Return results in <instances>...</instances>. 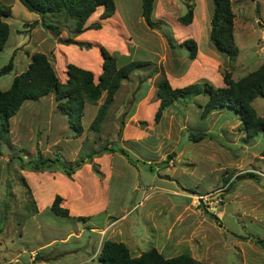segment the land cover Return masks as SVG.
<instances>
[{"label":"rangeland","instance_id":"obj_1","mask_svg":"<svg viewBox=\"0 0 264 264\" xmlns=\"http://www.w3.org/2000/svg\"><path fill=\"white\" fill-rule=\"evenodd\" d=\"M1 1L11 8V14L5 18L10 31L0 51V69L10 58L13 68L0 75V90L8 89L13 77L20 69H25V56L30 52H46L58 79L64 81L61 66L52 58L53 50L46 39L55 36L41 25L39 15L29 11L19 0ZM141 2L115 0L114 14L105 19L100 18L102 7L97 8L87 24L99 22L101 27L83 32V42L91 44L88 49L83 47V67L96 58L102 62L101 46L116 58L118 66L133 60L152 64L133 71L129 79L122 81L98 132L89 127V116L93 114L92 111L89 115V108L93 104L86 103L82 134L74 136L70 129L66 131L68 143L58 155L70 157L72 148H77L74 160L85 158L93 162L94 155L106 153L102 149L111 146H119L128 154L129 159L121 154L113 159L106 212L112 218H107V226L100 229L102 233L94 239V244L99 246L102 240L111 239L115 230L122 234L133 256L155 247L165 257L189 253L203 264H264V250L252 238L264 235L263 135H257L250 143L244 142L239 121L230 110L214 111L202 117L200 105L207 99L203 95L175 102L163 112L158 123L153 121L156 82L161 74L172 87L198 81L222 86L225 72H230L232 79L237 80L264 62L260 51L264 36V0H231L233 34L238 48V54L233 58L219 53L209 40L210 17L203 21L201 7L206 4L204 11L207 10L208 15L209 10L211 15V0H155L152 16L163 20L167 32L174 38V49L168 46L160 30L145 24ZM188 4L195 6V18L190 24L183 25L177 19L186 12ZM51 20L58 22L63 38L70 36L71 20L60 16ZM188 38L197 43L194 60H190L186 48L179 45ZM87 68L92 70L97 81L100 66L98 71L96 66ZM103 99L104 93L98 104ZM256 99L262 102L260 97ZM257 101L254 103L256 108ZM54 104L52 93L38 101H25L10 118L8 131L2 138L0 264H12L16 251H23L27 262L29 252H37L32 257L36 261L40 259V247L48 245L54 238L68 239L65 243L53 242V246L59 245V248H78L84 239H77L78 232L75 231L83 227V222L79 221L76 227L68 218L54 214L49 208L38 211L34 202L37 199L28 190V176H35L39 171L29 165L37 155L36 149L50 157L51 140L61 135L59 127L65 117L60 116ZM137 104H142L139 117L135 119L139 128L131 126L130 133L139 134L141 129L148 133L143 140L125 142L117 136L118 128ZM258 114L262 115L259 111ZM144 120L149 121V126ZM186 131L202 132L206 137L197 142L188 137L177 151ZM92 167L103 177L99 164H92ZM246 172L256 174L258 181L241 177ZM190 189L195 193H190ZM218 192L217 197H210ZM134 205L128 215L134 223L128 221L125 227L114 229L113 217ZM206 212H212L218 219ZM104 217L92 220L89 228H95L94 225L98 228ZM130 222L135 224L136 230L130 229ZM129 234L138 235L137 239ZM56 252L53 251V255Z\"/></svg>","mask_w":264,"mask_h":264},{"label":"trees","instance_id":"obj_2","mask_svg":"<svg viewBox=\"0 0 264 264\" xmlns=\"http://www.w3.org/2000/svg\"><path fill=\"white\" fill-rule=\"evenodd\" d=\"M29 11L37 13L41 25L52 32L58 42L64 44H75L81 48H90L89 42L75 40V37L90 28L99 29V22L87 24L89 17L102 7L100 18L110 17L115 12V0H19ZM213 9L210 18L209 40L215 49L233 58L238 54V48L234 40V13L231 0H211ZM256 1V0H253ZM258 1V0H257ZM155 0H142L141 16L145 24L152 29L160 30L168 46L175 48L174 38L167 32V26L162 19H154L152 16ZM11 14V8L0 0V51L9 36V25L5 18ZM63 17L71 20L70 36L63 38L57 21L52 17ZM194 17V6L188 4L186 12L178 17V22L188 25ZM164 24V26H163ZM184 46L188 52V58L194 60L197 54V43L193 38L185 39L179 44ZM102 55V70L97 81L93 72L75 64H67V78L61 82L48 58L43 52H34L30 55L27 68L16 74L11 85L6 90H0V145L4 134L8 131L9 120L20 109L25 101H37L48 94L54 95L58 111L66 117L68 128L74 136L82 134L81 120L85 103L98 105L97 112L89 127L98 132L108 109L110 108L116 91L122 81L129 79L131 73L140 68L152 64L150 61H129L118 66L116 58L104 47H100ZM13 68L12 58L0 69V75L6 74ZM157 73L156 70H154ZM223 85L214 86L207 81L192 82L182 87H172L165 75L161 74L156 82V96L159 101L158 107L153 115L154 123H158L165 110L174 105L175 102L185 101L197 96H206V101L201 106V116L206 117L214 111L230 110L238 118L239 129L244 133L246 140H253L257 135L264 137V116H259L252 102L257 97L264 96V62L255 70L245 74L237 80L232 79L230 72H225L222 77ZM104 93L102 103L98 100ZM122 121L120 122L117 136L122 134ZM206 137L202 132H189L192 142L200 141ZM102 152H117L128 158L127 152L119 146L104 147ZM36 157L29 162L32 168L37 170L58 168L68 176L85 162V158H78L72 162L64 161L57 155L53 158L46 157L36 149ZM264 156V149L262 151ZM131 164L133 161L128 160ZM139 160H136L138 162ZM145 163V162H143ZM149 165V164H148ZM150 169H152V166ZM94 171L99 174L98 169ZM241 177H249L258 181V176L253 172H246ZM229 177L228 179H230ZM228 181V180H227ZM228 183V182H226ZM27 184V182H26ZM28 187V184H27ZM29 193H31L28 188ZM190 193H195L190 189ZM62 197L56 195L49 209L56 215L71 218L68 209L61 205ZM213 219H218L212 212H206ZM100 218L78 217L77 220L87 222ZM74 219V218H72ZM90 219V220H89ZM246 240L247 236H240ZM254 242L264 249V235L252 237ZM99 264H203L188 253H180L172 257H165L155 247L141 252L138 256L130 253L128 246L122 241L106 239L102 242L98 253Z\"/></svg>","mask_w":264,"mask_h":264},{"label":"crops","instance_id":"obj_3","mask_svg":"<svg viewBox=\"0 0 264 264\" xmlns=\"http://www.w3.org/2000/svg\"><path fill=\"white\" fill-rule=\"evenodd\" d=\"M205 6L206 4L201 7V9L203 8L202 9L203 11L201 13L203 21H206V19L208 20L209 17L211 18V15H209V10H208V15H207V10L204 11ZM194 18H195V6H194L193 20ZM46 39L49 40V45H50L49 47H51L50 49L53 50L52 58H54L56 60V63L59 66H61V72H62L61 75L64 76V81L67 78L66 69H67V64L69 63L75 64L79 67L86 68V69H89L87 68L89 66H96L97 71H98V67L100 66V71L97 74V78H98L102 70V62L99 61L98 58L94 59V61L90 60V64L88 66L86 64V66L83 67V48L75 44H64V43L58 42L56 38H53V37L51 38V36L47 37ZM75 40L83 42V32L78 34L75 37ZM43 53L47 55L46 52H43ZM31 54L32 52H30L29 55L25 56L27 58V63H26L27 65L30 62ZM27 65L25 66V69L27 68ZM25 69H20V72L24 71ZM64 81H61V82H64ZM185 83L183 86L187 85V83L189 84L190 82H187L186 84ZM114 99H115V95H114ZM260 99L262 102L260 101L258 102L257 99L255 98L252 102V105L257 114H258V111L260 112V114H262V115L258 114L259 116H264V96L260 97ZM256 101L258 105L257 108L255 107L256 105H254ZM158 104H159V101L157 99L155 101L154 112L156 111ZM259 104L261 106H259ZM141 105L137 104L136 108L129 112L128 117L127 118L125 117L124 120H122L123 126H122L121 138L125 142L131 141V140L133 141L143 140L144 135L148 133L145 129H141L139 134L131 135L130 133L131 126L139 128L138 125H135V122H136L135 119L136 117H139V114H140L139 110H140ZM85 107L87 109V106L84 105V109ZM92 107H94V105H91V108H89V115H91L93 111L92 116L91 117L89 116V119L91 121L97 112L98 106L94 107L96 108L94 110L92 109ZM54 108L56 109V105L54 106ZM84 109H83V116H84ZM167 110H165L164 113ZM61 115L62 114H60V116ZM62 116L65 117L64 115ZM83 116H82V120H83ZM62 121H63V125L59 127L60 129L59 132L61 133L62 136L61 135L60 137L57 136L56 139H54L53 141L51 140L50 147H52L53 150L50 151V158H53L55 155L58 156L59 154H62L65 144L68 143V138H66L65 136V132L69 131L66 117H65V121L64 120ZM144 121H146L148 123L147 126H149L150 124L149 121L147 120H144ZM239 125H240V122H239ZM241 132L242 131L240 130V133ZM242 134L244 137L243 138L244 142L250 143L254 140V139L246 140L243 132ZM72 150L73 151L70 157H66V158L60 157V158L63 160L66 159L67 161H74L75 157L78 154V150L77 148L76 149L72 148ZM116 155H119V153L117 154V152H109V153H104L102 155H94L92 158L93 162H89L85 159V162L82 163V165L79 168H77L71 174V176H68L63 170L58 169V168H48L44 170H39L35 176H28L27 182L30 186L33 196L37 199V200H34V202L37 206L38 211H42V209L49 208L53 202L54 197L56 195H60L62 197L61 205L68 209L69 216L71 217L68 219L71 222L75 223L76 227H77V223L81 221V220L76 219L78 217L96 218L98 215L100 217L104 215L105 217H104V221L102 222V224L97 225L98 228H96V225H94L95 228H89L91 227L90 223L93 219L92 220L89 219L90 221H87V222L81 221L84 223L83 227L81 229L75 230L78 232L77 239L84 238L83 240H81L82 243L78 248H70V247L66 248L65 246L59 248V245L54 247L53 242L63 241L62 243H65L68 240V239L62 240V239L54 238L51 241L49 240V243L51 242L50 244L48 243V245H44L43 247H40V250H39L41 252V255L39 257L40 259L33 261V258L31 256V251H30L29 252L30 258L27 262L26 259L22 255L23 251H16L15 253H13L15 254V258H14L15 262L13 260L12 264L16 262H20L21 264H25V263H28V264H69V263L70 264H99L98 253H99L100 246L103 240L100 242L99 246H95L94 243L96 241L94 239L99 236V233L100 234L102 233L103 228H106L107 218H110V217L112 218V215H109V214L106 215V212L108 211V207H109V200H108L109 180L111 178V174L114 169L113 159L114 160L116 159ZM92 164L100 165L99 168H100V171L103 173V177H100V175L94 171ZM134 207L135 205L133 207H130L131 209L130 208H128L127 210L123 209L121 215L113 217L115 218V220L112 221L114 225V229L125 227L126 225H128V224H125L128 221H132L134 223V220H132L133 218L129 219V216H128L132 212V209ZM132 222H130L129 227L131 230L134 231L136 230V228H135V224H133ZM71 232L73 233V231ZM130 235L131 234H129V236ZM110 236H112L111 240L122 241L125 243L122 234L116 232L115 230L112 231V234ZM125 236L127 237V235ZM131 236L133 237V235ZM137 236L138 235H135L133 238L137 239ZM53 251H57L55 255H53L52 253ZM51 253L52 255H50Z\"/></svg>","mask_w":264,"mask_h":264},{"label":"water","instance_id":"obj_4","mask_svg":"<svg viewBox=\"0 0 264 264\" xmlns=\"http://www.w3.org/2000/svg\"><path fill=\"white\" fill-rule=\"evenodd\" d=\"M188 137H189V133H188V131H186V132L184 133V135L181 137V139H180V141H179V143H178V145H177V151L181 149L182 145L188 140ZM219 194H220V192H218V193H216L215 195H212V196H210V197L215 198V197H217Z\"/></svg>","mask_w":264,"mask_h":264},{"label":"built area","instance_id":"obj_5","mask_svg":"<svg viewBox=\"0 0 264 264\" xmlns=\"http://www.w3.org/2000/svg\"><path fill=\"white\" fill-rule=\"evenodd\" d=\"M260 51L264 56V36L262 37V44L260 46ZM37 254V252H31V256L34 257Z\"/></svg>","mask_w":264,"mask_h":264}]
</instances>
